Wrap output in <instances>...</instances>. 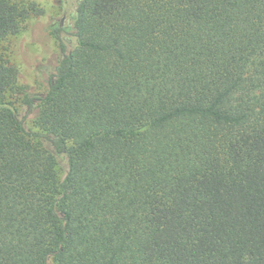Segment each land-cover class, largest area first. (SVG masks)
Listing matches in <instances>:
<instances>
[{
  "label": "trees",
  "instance_id": "obj_1",
  "mask_svg": "<svg viewBox=\"0 0 264 264\" xmlns=\"http://www.w3.org/2000/svg\"><path fill=\"white\" fill-rule=\"evenodd\" d=\"M33 9L0 0V43ZM53 32L44 93L0 50V264H264V0H80Z\"/></svg>",
  "mask_w": 264,
  "mask_h": 264
},
{
  "label": "rangeland",
  "instance_id": "obj_2",
  "mask_svg": "<svg viewBox=\"0 0 264 264\" xmlns=\"http://www.w3.org/2000/svg\"><path fill=\"white\" fill-rule=\"evenodd\" d=\"M26 10L33 5V11L21 21L17 34L11 35L0 43L2 57L17 71L16 85L30 94H41L47 89V82L60 60L54 27L72 31L76 7L80 0H7ZM19 110L21 116L25 110L20 97L7 95ZM34 113L27 118L26 126L34 127ZM64 161L56 165L57 178H61Z\"/></svg>",
  "mask_w": 264,
  "mask_h": 264
}]
</instances>
